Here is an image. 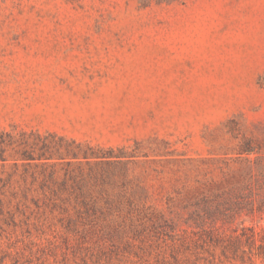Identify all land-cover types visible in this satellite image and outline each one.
Masks as SVG:
<instances>
[{
    "label": "rangeland",
    "instance_id": "1",
    "mask_svg": "<svg viewBox=\"0 0 264 264\" xmlns=\"http://www.w3.org/2000/svg\"><path fill=\"white\" fill-rule=\"evenodd\" d=\"M246 157L264 0H0V264H264L187 219Z\"/></svg>",
    "mask_w": 264,
    "mask_h": 264
},
{
    "label": "trees",
    "instance_id": "2",
    "mask_svg": "<svg viewBox=\"0 0 264 264\" xmlns=\"http://www.w3.org/2000/svg\"><path fill=\"white\" fill-rule=\"evenodd\" d=\"M255 150L243 149L251 155ZM247 165L238 174H226L221 181L209 183L207 192H202L188 206L187 218L190 227L205 236L208 245L219 250L227 260L264 262V228L242 226L235 234H225L224 227L233 225L239 218L264 217V163L263 159L245 158ZM178 220L184 221L180 215Z\"/></svg>",
    "mask_w": 264,
    "mask_h": 264
}]
</instances>
